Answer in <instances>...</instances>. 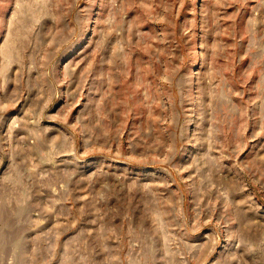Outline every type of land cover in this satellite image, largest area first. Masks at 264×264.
<instances>
[{
    "label": "rangeland",
    "instance_id": "obj_1",
    "mask_svg": "<svg viewBox=\"0 0 264 264\" xmlns=\"http://www.w3.org/2000/svg\"><path fill=\"white\" fill-rule=\"evenodd\" d=\"M0 264H264V0H0Z\"/></svg>",
    "mask_w": 264,
    "mask_h": 264
}]
</instances>
